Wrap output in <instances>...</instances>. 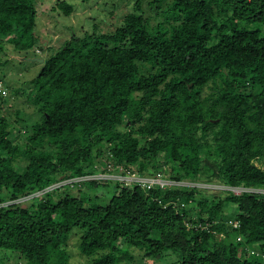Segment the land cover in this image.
I'll use <instances>...</instances> for the list:
<instances>
[{"label":"trees","instance_id":"1","mask_svg":"<svg viewBox=\"0 0 264 264\" xmlns=\"http://www.w3.org/2000/svg\"><path fill=\"white\" fill-rule=\"evenodd\" d=\"M38 1L0 0V52L17 20L29 35L11 49L28 58L39 44ZM153 3L165 4L156 25L134 11L113 32L71 35L51 53L31 81L59 67L33 103L37 120L18 112L14 121L0 117V203L41 193L0 207V251L46 264L75 231L80 253L98 256L91 264H131L134 251L151 259L170 253L174 264H264V197L61 184L120 165L140 175L264 190V169L252 165L264 154V0ZM60 9L72 11L67 3ZM8 95L2 107L11 105ZM109 188L110 201L97 203Z\"/></svg>","mask_w":264,"mask_h":264},{"label":"rangeland","instance_id":"2","mask_svg":"<svg viewBox=\"0 0 264 264\" xmlns=\"http://www.w3.org/2000/svg\"><path fill=\"white\" fill-rule=\"evenodd\" d=\"M139 2V10H135L136 3ZM62 3H67L72 7V11L65 13L60 9ZM36 26L35 32L39 37V44L33 46L27 52L28 58H23V54L16 53L11 49V43L24 42L29 33L25 30L26 22L19 20L14 23V33L6 38V52H0V79L4 81L7 77V88L10 91L12 101L11 105H0V117H7L12 121L16 120V114L19 113L20 118L27 120H37L39 117L36 114L34 102L38 98L40 92L45 85L52 80V76L59 68H53L51 71H44L42 80L38 83L31 82L38 72L42 69L44 62L49 58L51 53L66 41L71 35L82 37L85 33H110L116 27L121 26L125 17L134 11H137L143 20L147 21L150 26L156 25L160 20V12L165 8V4H154L153 0H39L36 7ZM264 30V27H263ZM259 33V29L255 31ZM27 59V60H25ZM28 59H40L39 64L28 61ZM9 81V82H8ZM12 89V90H11ZM19 91L18 93H16ZM9 96V95H8ZM7 99V98H6ZM40 123L42 120H38ZM25 130L21 131L23 134ZM252 165L256 168L264 169V154L262 157L254 158ZM127 170V169H125ZM122 166L117 165L115 169L107 166H98L94 174L74 179H66L61 182L62 185H72L86 180H94L99 183L111 182L118 183L119 188L116 193H120L123 189H131L136 186L127 177L125 178ZM135 177L138 176L142 181H146L154 177L151 172L148 174H138L130 171ZM168 175V174H167ZM167 175L161 174L162 178L168 180L170 184L175 180L168 179ZM185 183V181H184ZM59 184V185H61ZM54 185L44 190L51 193L52 189L59 186ZM191 185L197 186L203 190L206 196L217 195L225 197L227 194L222 190L223 186L214 183L194 182ZM73 186V185H72ZM72 186H69L72 188ZM226 187V186H224ZM230 187V186H228ZM141 188V187H140ZM246 188V187H245ZM237 190L238 189H234ZM244 191L258 198L264 197V190L255 187H247ZM76 192V191H74ZM91 193V192H90ZM103 193V194H102ZM40 192L35 193L26 198L18 199L11 202H1L0 207H5L12 204L27 203L34 197H39ZM92 195V194H91ZM110 188L102 190L98 193L99 204H107L112 198ZM228 207L226 211H233ZM197 229L209 231L208 223L202 225L198 223L194 226ZM79 234L75 231L65 236L59 241L58 248H54L50 255L49 261L46 264H91L93 258L97 255L85 256L79 251ZM100 254V253H99ZM144 251H134L135 259L131 264H174L177 261V256L167 253L164 257L151 259L145 257ZM0 264H28L22 257L17 254L0 251Z\"/></svg>","mask_w":264,"mask_h":264},{"label":"built area","instance_id":"3","mask_svg":"<svg viewBox=\"0 0 264 264\" xmlns=\"http://www.w3.org/2000/svg\"><path fill=\"white\" fill-rule=\"evenodd\" d=\"M8 89L3 85V81L0 79V102L6 98L8 96ZM125 178L127 177V179H129V181H131L133 184H135L136 186L141 187L142 189H151V188H156L159 187L160 189H167L168 187H195L194 185H191L190 182H186L184 183V181H173L171 183L174 184H170L168 182V180H165L164 178H162L161 174L157 173L154 177H151L149 179H146V181H142L141 179L134 176V174L130 173V170H125L124 171V175ZM197 187V186H196ZM234 189H238L234 190ZM246 188L243 187H224L222 188V190H225L227 192H231L234 195H239L241 193H247V191H244ZM177 204H174V207H176ZM183 207V205H181ZM227 225L230 226L232 229H238L240 226L239 221L237 220H228L227 221ZM239 240V238H238ZM264 258V256H262Z\"/></svg>","mask_w":264,"mask_h":264},{"label":"water","instance_id":"4","mask_svg":"<svg viewBox=\"0 0 264 264\" xmlns=\"http://www.w3.org/2000/svg\"><path fill=\"white\" fill-rule=\"evenodd\" d=\"M28 61H30V62H38V63L42 62V60H40V59H28Z\"/></svg>","mask_w":264,"mask_h":264}]
</instances>
